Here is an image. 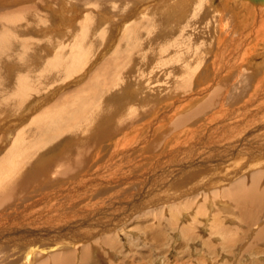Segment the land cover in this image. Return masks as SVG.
<instances>
[{
  "label": "rangeland",
  "instance_id": "obj_1",
  "mask_svg": "<svg viewBox=\"0 0 264 264\" xmlns=\"http://www.w3.org/2000/svg\"><path fill=\"white\" fill-rule=\"evenodd\" d=\"M133 1L0 0V10L25 9L16 15L24 22L16 23L14 28V24L10 25L14 30L10 33L18 31L16 36H23L26 42L19 46L8 43L7 64L0 66L1 77L6 76V81L10 79L8 87L13 86L14 81L11 75L7 76V68H12L14 73L34 68V72L39 70L40 75H46L49 69L45 66L64 59L68 53L77 55L78 59L69 72L68 63L65 67L59 65L61 61L53 65L50 73L54 69L56 81L43 86L38 95L13 106L9 109L12 112L0 115V179L4 178L3 185L9 179L16 184L29 175L45 174L39 186H33L34 189L0 210V264H264V236L261 235L264 208L253 215L255 222L249 225L239 221L238 214L242 210L232 204L233 196L238 193L256 191L258 196L264 193V87L257 94L254 92L255 79L245 78L244 71L233 69L223 78L200 80L197 77L206 66L200 60L199 52L203 51L200 48L187 49L185 62L175 63L174 57L179 55L182 43L174 45V37L182 36L181 42L189 38L188 44H194L195 37L189 34L185 37V34L197 33L187 22L190 8L195 4L187 1L185 17L176 22L173 19L169 25L163 23L166 30L158 24L165 21L162 15L158 13L160 17L155 19L156 14H153L160 0L140 1L141 7H138L142 11L128 21L126 13L120 15V9L134 7ZM219 1L197 0V10L213 20L215 12L221 10ZM93 5L106 9L91 12ZM138 7L134 8L136 12ZM90 18H94L96 26L89 23ZM118 18L124 19L120 28ZM178 25L183 26L181 31ZM80 33L83 43L74 49ZM208 38H212L210 34ZM191 41L193 44L189 43ZM159 42L170 44L166 48ZM134 43L137 48L143 47L159 55L152 57L150 64L143 68L149 70V66H155L153 70L158 76L153 77L155 80L134 81L133 85L126 79L118 94H114L105 79L122 75L124 60L135 53L132 52ZM161 45L165 47L163 50ZM119 46L125 50L121 55ZM169 47L174 51L169 52ZM22 48H26L24 60L30 65L25 69L19 60L13 61ZM159 57L170 59L157 64ZM192 72L198 76L190 78ZM166 74L168 78L160 79ZM185 75L187 79L183 78ZM89 85H97L100 89L93 86L100 102L102 98L114 97L123 106L125 100L126 103L130 101L128 108L131 105L141 107L138 120L148 124L144 128L141 127L143 122L132 126L128 131L132 134L136 129L137 132L129 133L126 142L118 148L112 146L117 141L110 145L109 141L105 144L100 141L95 150L85 154L91 169L80 172L83 178L78 174L73 181L62 180L55 176L62 171L55 164L69 156L71 150L82 148L84 143L94 144L105 126L103 120L100 125H82L81 130L69 131L74 133L71 139L46 145L57 128L65 124L60 121L58 110L77 103L79 97H93L94 91L90 93ZM185 85L188 86L186 90ZM183 96L190 99L192 105L175 114L170 112L172 107L169 109L166 105L165 109L161 106L162 110L156 115L151 113L165 100L181 103ZM204 104H208L205 109ZM111 118L112 114L107 120ZM51 127L52 133L48 131ZM98 130L100 134L96 133ZM83 132H86V139ZM14 150L20 158L4 163L5 157ZM35 152V159L30 160ZM55 201L57 205H53ZM32 247L36 253L33 257L29 255L27 260ZM82 255L87 259L81 260Z\"/></svg>",
  "mask_w": 264,
  "mask_h": 264
},
{
  "label": "bare ground",
  "instance_id": "obj_2",
  "mask_svg": "<svg viewBox=\"0 0 264 264\" xmlns=\"http://www.w3.org/2000/svg\"><path fill=\"white\" fill-rule=\"evenodd\" d=\"M119 1L121 2V0H119ZM136 1L137 0L133 1L134 5L133 4L132 5L134 7L128 6L129 8L120 9V15H122L121 13H126V15H128L127 21L130 18H132L133 16H135L138 12H140V10L142 11V9L139 8V7H141L140 4H141L142 0H139L137 2ZM144 1H146V0H144ZM187 1L191 2V4H195V5H192L191 8H190L191 16H189V18H188L189 21H187V22H188V24L190 26V29L193 32H197V33L196 34H191L192 32L188 33V32H186L187 30L185 31L187 34H185V32H184V34L186 35L185 37H189V36L195 37L194 41H193L194 44L192 43V41L189 42V43H191L193 45L188 44L187 41H190V40H188L189 38H184V36H183V38H184L183 40L184 41L182 40V42H181L182 36H178V35L175 34L176 36H178V38L174 37V39H173V41L175 42L174 45H179L180 43H182L180 45L182 48L179 51V55L177 57H174L175 63L182 62V60H184V62H185V59H186L185 52L188 54V51H186L187 49L191 50V49H195V48H198V49L200 48L201 49L200 51H202V50L203 51H202V53L199 52V55H200L199 57L201 58L200 60L202 61V63L206 64V66L202 70L201 73H200V70H199L198 73H200V74H199V76L197 75L198 77L196 76L197 78H200V80H202L203 78H212V80H214L213 78H217V79L218 78H223L224 75L227 74L228 72H230L232 69L233 70H242V71H244L246 73L245 78H254L255 79L254 82H253L254 83V92H256L258 94L259 93L258 91L262 87H264V0H220L219 1L220 2L219 5L221 7V10H218V12H215V14L213 15V20L214 21L208 17L209 15L205 17L204 16V15H206L205 12L199 13L200 10L199 11L197 10L199 8V5L196 4L197 0H160L159 1L160 2L159 6H158L159 8L155 7V10H153V14H156L154 16V18L156 19L157 17H160L159 14L162 15V20H165V21H162V22L158 23L162 27H163V23H165L164 25H166V24L169 25L170 21L173 20V19L175 20L174 22L181 20L186 15V10L185 9H187V6L185 5V3ZM146 3H147V1H146ZM93 6H94V8H93V10L91 9V12L94 11V12L97 13L98 11L101 12L102 10L106 9L105 7H103V9H102V7L99 8L100 6L99 7H97L95 5H93ZM135 7H138L137 12H136V9H134ZM3 10H0V66H1L2 63H3V66H4L5 63L7 64L8 56L6 54V52H7L6 45L8 43H16L19 46V43L25 44V42H26V39L23 38V36H18V37L16 36L17 35L16 33L18 31L16 33L14 32L13 34L10 33V31L13 30L12 27L10 28V25L14 24L13 25V28H14V27H16L15 26L16 23L20 24L21 22H24L22 20V17H18L16 15L23 13L25 9H19L16 12L3 11ZM202 14H203V18L201 17ZM25 15H27V14H25ZM15 16L17 17L16 19H14ZM122 16H120V17L122 18ZM87 18H88V16H87ZM121 18H118V19H120L119 20L120 22H117L119 28L124 24V19H121ZM164 18H166V19H164ZM90 19H92V21L89 20V19L88 20H89V23L91 24V23H93V19L94 18H90ZM151 20H153V19H151ZM183 22L184 21H182V23ZM25 23H26V20H25ZM115 23L116 22L113 21V24H115ZM155 24L158 25L157 21H156ZM184 24L186 25L185 22H184ZM184 24H183V26H184ZM94 25H92V26H94ZM110 25L113 26L112 24H110ZM176 25H177V23H176ZM176 25H174V26L176 27ZM118 26H116V27H118ZM183 26H182V28H183ZM153 27H155V26H153ZM169 27H167V28H169ZM179 27L180 28L179 29L177 28V29L179 31H181L182 28H181V26H179ZM91 28H89V29H91ZM140 28H142V27H140ZM144 28L145 27L143 26V30H144ZM137 29H138V27H137ZM154 29L156 30V28H154ZM164 29H166V28H164ZM170 29L172 30V27ZM185 29L186 28L184 27V30ZM123 30H124V28H123ZM148 31H150V30H148ZM145 32H146V34L148 33L147 31H145ZM81 34L82 33H80L79 36H78V42L75 45L74 49L79 48L82 45V43H83V36ZM149 34H151V33H149ZM188 34H189V36H188ZM209 34H210V37H212L211 39L208 38ZM129 35H130V33H129ZM151 35H150V37H151ZM181 35H182V33H181ZM163 40H165V38H163ZM123 41L125 42V40H123ZM126 42H128V41H126ZM141 42H142V40H141ZM134 44H135V47L134 46L133 47L135 49L132 48L133 49L132 52H135V53L133 54L132 57L130 55L129 59L126 57V60H124L125 64L123 66V72L121 73L122 75L120 77H117V78H106L105 79L106 83H110L111 90L113 89L112 92L114 94H118V92H119L118 89L125 85V80L126 79H130L131 82H132V85H133L134 81L138 82V81H140V80L142 81L144 79L148 80V81L155 80L154 78L158 76V75H155V73H154L155 71L153 70L155 66H152V68H150V66H149V68H148L149 70H147V69L143 70V68L147 67V65L150 64L149 63L150 59L152 57H155L156 53L152 52L149 49H144L143 47H138L137 48V46H136L137 44L136 43H134ZM150 44H153V43H150ZM158 44H162V45L164 44L163 46L166 47V45L170 44V42L168 44H165L164 42H159ZM139 45H140V43H138V46ZM73 47H74V45L70 47L71 51H73ZM162 47H161V49L163 50L165 47H163V48ZM170 48L171 47H169V52L174 51V50L170 51ZM25 49L26 48L20 49V51L18 52V55L13 59V61L16 60V59L19 60L18 62H21V64H22L24 69L27 68V66L30 67V65H27L28 63H26V60H24V55L27 52ZM122 49L123 48H121V50H120L121 52L119 53V51H118L117 54L119 53L121 55V53L125 51V50L122 51ZM174 49H176V48H174ZM131 50L129 52H131ZM84 52H85V50H84ZM160 53H162V52H160ZM165 53H167V52H165ZM123 55H126V53H124ZM76 56H73L71 53H68L64 57V59L62 58L61 60H59V61L56 60L57 62L56 61L55 62L58 64V62L61 61L59 65L64 66V67L68 63L67 65H70V66L67 67V70L69 72V71L72 70V68H74L73 67V66H75L74 64H77V61L75 62V60L77 59ZM115 56H117V55H115ZM158 56H156L155 58H157ZM168 57H170V56H168ZM170 58H166V59H161L160 58L159 60L157 59L159 63H157V62L156 63L157 64H160V63L163 64L165 62L167 63V61ZM110 61H114V60H110ZM118 61H120V60H118ZM155 61H156V59H155ZM208 62H209V64H208ZM55 64L54 63L53 64H49L48 63L47 65H49V66L48 67L45 66L46 70L49 69L47 72H45L46 75H44V73H43V75L42 74L40 75L39 74V70L37 72H34V70H33L34 68H28L27 70L25 69L24 71H21L19 73H14L11 70L12 68H7V72H9V74H7V76L10 78V75H11V78L14 81L13 82L14 85L10 86V87H8V83L9 82H7L10 79L9 80L7 79V81H6V79H5L6 76L4 77L3 76L4 74H3L2 75L3 77H1V73H0V115L1 114L2 115L6 114V113L8 114L9 112H12L9 109H12L13 106L17 107L19 102H21V101L23 102L25 100H28L30 97H34L35 95H38L39 94L38 91L43 86H45L46 84L50 83L51 81H54V80L56 81L57 78H55V77H57V76L53 74L54 73V69H53V73H52V71L50 73V70H52L50 68L53 65H55ZM204 64H203V66H204ZM121 65H122V63H121ZM177 65H178V63H177ZM187 65H188V63H187ZM228 65H230L231 67H229ZM3 66L1 68H3ZM61 66L59 67V69L61 68ZM119 66H120V63H119ZM181 66H182V63H181ZM162 67H164V66H162ZM113 68H114V70H113ZM113 68H112V70L114 72L116 69H115V67H113ZM159 68H158V70H159ZM189 69H191V68H189ZM162 70H163V68H162ZM173 70H174V68H173ZM173 70H172V72H173ZM0 71H1V69H0ZM2 71H3V69H2ZM41 71L42 70H40V72ZM145 71H147V72H145ZM210 71H211V73H210ZM43 72H44V70H43ZM157 72H159V71H157ZM170 73H171V71H170ZM206 73H207V75H204ZM115 74H116V71L114 72V75ZM176 74H173V75H176ZM160 77H161L160 79L163 80V78H168V74H166L165 76L162 75ZM196 77H195V74L192 72L190 78H196ZM183 78L187 79V76L185 75ZM217 79H216V81H214L216 85H217V82H218ZM93 86H95L97 88V85H93ZM93 86L92 87H90V85H89V87L87 86L90 89V93H91V90L94 91V94H92L93 97L90 96V97H88V99H86V98L82 99V97H79L78 100H77V103L73 104L72 106H70L68 108H64L65 107L64 106L63 108L65 110H60L61 111L60 112L57 109L58 110V115H60V121L61 122L64 121L63 123H65V124L63 126H60L59 128H57V130H56L57 132L55 131L53 137L49 138V142L47 141L48 144H46V145H50L51 146V145H54L56 143L58 144L60 142H64L65 140L69 139L70 136L72 134H74V133H71L69 131H72L74 128H79L82 125L86 126V125H89L90 123H92V125L93 124L100 125L99 123L102 120H103V122H105L104 123L105 126H103L100 129L102 132H101V135H100L101 136L100 139H98L99 141L96 139L97 141L94 144H92L91 146H88V145H86L84 143L83 147L81 146L82 148H78L77 147L78 148L77 150H75V151H73L74 149L71 150L70 151L71 154L69 156H67L65 158H62V160H59L58 163H57L58 165L55 164V167H59L60 166L62 168V171H60V173H57V175L55 174L56 177H59L62 180L63 179H68V180L71 179V181H73V180H75L76 175L80 174V172H86L87 170H89V168L91 169V167L87 166L88 158L86 159L85 154L89 150H91V151L95 150L96 149L95 145H97V143H99L100 141H103L104 144H105V141H109L110 143L109 142L108 143L110 145V144H113L114 141H117L115 143V145H112V146H114L115 148H118V147H120V145L122 146L124 144V142H126V140L128 139V136L131 134V132H129L128 130L132 126L138 125L141 122H143V120H138L139 119L138 118L139 117L138 113H139L141 107H140V109H138L136 106L134 107L133 105H131L128 108V103L130 101L128 103H126L125 102L126 100H125L123 102V104H124V106H123L119 101H117V100L115 101L114 97L111 98V99H106V100H104V98H102L103 100L100 102L99 100H97L98 98H97V95H96L97 94L96 93V88L93 87ZM186 89H188V86H186L185 90ZM220 89L223 90V87H221ZM98 90H100V89H98ZM108 90H109V88H108ZM103 92H105V91H103ZM101 97H104V96H101ZM106 97H108V95ZM158 100L160 101V99H158ZM91 101H93L92 104L89 103ZM180 101H182V100H180ZM192 101L194 103L195 99H193ZM64 103H66V102L63 100L62 104H64ZM113 103H115V104H113ZM136 103L138 105H140L141 101H138V99H137ZM175 103L173 102V99H169L168 102L165 100V102L163 104H161L158 109L153 110L151 113L156 115L159 111L162 110L161 109L162 107H163V109H165L164 106L166 105V108L170 109L172 107L171 108L172 110L170 112H173L175 114L177 111L187 108L186 106L192 105L191 100L188 99L187 97H184V99H183V101L181 103L177 102L178 103V104L176 103L177 105ZM23 104L26 105V102L23 103ZM113 105H116V106L112 107ZM153 107H155V106H153ZM202 107H204V109H205V108L208 107V104H206L205 106H202ZM201 108H200V110H202ZM43 109H44V107H43ZM52 110L53 109L50 110V113H53ZM67 112H68V115H67ZM198 112H200V111H198ZM111 114H112L111 120H107L108 118L111 117ZM153 114H151V117L153 116ZM171 116H172V114H171ZM190 119H192V118H190ZM105 120H107V121H105ZM46 123L47 122H45L44 124H46ZM147 124H148V122L145 121V122H143V126H141V127L144 128ZM42 126L46 128L47 125L46 126L42 125ZM93 126H95V125H93ZM86 127H84V128H86ZM96 128H98V127H96ZM51 129H52V127L49 128L48 131L51 132ZM79 130H81V129L79 128ZM100 130L96 131V133L99 132L98 134H100ZM140 130H142V129H140ZM135 131L137 132L136 129H135ZM135 131L132 130L133 133ZM85 133H84V135H85ZM96 133H94V134H96ZM79 135H81V133ZM75 136H77V135H75ZM96 136L99 137V135H96ZM84 137L86 139V135ZM39 139H37V140H39ZM27 140H28V138H27ZM73 140H74V138L72 139V141ZM69 141L72 142L71 140H69ZM80 141H81V139H80ZM92 141H95V140H92ZM33 142H35V141H33ZM84 142H86V141H84ZM39 145H43V144H39ZM57 148H60V146L57 147ZM115 150H117V149H115ZM36 153L37 152L32 154L33 158H31V156H30V160L35 159ZM15 157H19V155H17L16 151L14 150V151L10 152V154L5 157V160L3 159L4 160L3 162L7 163L10 160L14 159ZM48 161H50V160H48ZM37 167H40V166H37ZM45 172L47 173L48 170H46ZM44 175H45L44 173L42 175L41 174L40 175L39 174L38 175H29L26 179L23 178L21 181L19 180L18 183H16V184H15L16 181L13 182L11 179H9L10 181L7 182L5 185H3L5 181H2V179H4V178L0 179V210L2 208L4 209V207L7 206L9 203L13 202V200H16L17 198L22 197L26 192H29L30 190L34 189L33 186H39L40 183H41L40 181L42 180ZM0 177H1V175H0ZM81 177H82V175L80 174V178ZM58 183H60V182H58ZM75 185H77V184H75ZM60 193L62 194L63 192H59L58 194H60ZM52 194H51V196H52ZM55 194H53V195H55ZM56 196H54V197H56ZM25 198H28V197H25ZM32 202H34V201L32 200L31 203ZM42 203H44V202L42 201ZM56 203L57 202L55 201V203L53 205H55ZM232 204L235 206L234 208H236V206H237L238 208H240L242 210V213L238 214L239 215V221H246L247 224H249V225L252 224V223L254 224L255 218H252L253 215L255 216L262 208H264V193L260 192L259 196H258L256 191L254 193L253 192L238 193L235 196H233ZM263 223H264V221H263ZM261 235L264 236V232L261 233ZM35 250L36 249H34L32 247L28 251L27 258H26L27 260L29 259L28 258L29 255L31 257H33L34 253H36ZM80 259L81 260H85V259H87V256L84 255V257H83V255H82V257ZM30 261H31V258H30Z\"/></svg>",
  "mask_w": 264,
  "mask_h": 264
}]
</instances>
